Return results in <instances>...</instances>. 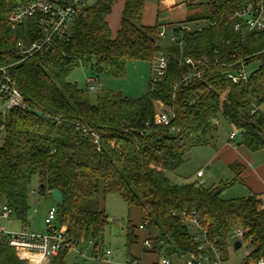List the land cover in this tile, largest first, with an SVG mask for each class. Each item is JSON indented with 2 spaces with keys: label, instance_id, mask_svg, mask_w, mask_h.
<instances>
[{
  "label": "trees",
  "instance_id": "trees-1",
  "mask_svg": "<svg viewBox=\"0 0 264 264\" xmlns=\"http://www.w3.org/2000/svg\"><path fill=\"white\" fill-rule=\"evenodd\" d=\"M30 1L0 0V66L8 67L28 105L27 110L14 109L7 115L0 111V199L21 223L28 226L31 222L29 185L35 176L42 196H50L54 190L61 192L63 201L55 205L56 225L66 227V238L73 246L84 240L97 246L103 240L109 218L87 205L118 194L130 208L143 213L140 225L149 221L145 239L152 241L153 249L143 247L146 253L198 254V233H193L188 222L196 216L200 231L223 252L229 233L243 229L253 248L244 264L259 261L264 256L262 195L222 198L227 188L242 182L241 165L231 166L235 174L232 180L212 187L197 182L174 184L166 176L182 167L191 149L214 141L219 116L242 133L240 145L248 152L264 151V65L247 83L234 85L223 79L230 63L245 60L251 65L264 59V31L243 38L227 17L249 0L218 3L209 16L190 19L208 18L215 26L182 34L183 47L170 49L165 78L145 96L128 99L101 91L94 102L87 89L68 80L75 69L84 67L119 76L129 61L153 62L159 55L161 28L158 23L143 25L145 0H125L115 37L107 17L117 0H95L75 19L68 39L57 41L43 55L23 60L17 43L34 40L33 29L27 26L12 31L8 19L16 7ZM198 1L187 0V7L193 10ZM186 57L197 65H184ZM207 67L210 72H206ZM199 71H203L201 77L192 79L188 86L179 84L188 72ZM5 101L6 96L0 93V106ZM159 103L175 112L172 126L178 132H171L172 126L154 125ZM255 107L258 110L251 115ZM77 122L100 136V149L90 133L75 129ZM136 231H140L139 226L129 228V245L138 244ZM66 254L68 251L47 264H66ZM0 264H28L3 236Z\"/></svg>",
  "mask_w": 264,
  "mask_h": 264
},
{
  "label": "rangeland",
  "instance_id": "rangeland-1",
  "mask_svg": "<svg viewBox=\"0 0 264 264\" xmlns=\"http://www.w3.org/2000/svg\"><path fill=\"white\" fill-rule=\"evenodd\" d=\"M95 0H90L92 5ZM187 0H145L142 23L144 26H154L157 23L160 28L166 29V37L158 39L160 48L159 55L170 57V49L176 46L172 41L171 36L174 33V26H180L190 22L193 18H204L208 16L207 1L199 0L197 6L192 10L187 7ZM125 6V0H117L113 6V15L110 18V26L115 34L120 24L116 25V19L122 18V13ZM203 25H207L203 20ZM160 29V30H161ZM182 32L177 33L178 40L182 38ZM260 67V64L255 61L248 66V72L251 75ZM156 75V63L149 61H129L124 69V74L115 76L111 73H98L90 68L80 67L74 70L70 75L69 81L77 83L79 88L87 89V79L98 77L101 89L96 92L89 93L92 102L101 91L114 92V94L122 95L128 99H139L145 96L150 89V82ZM161 108L158 105V109ZM264 112V104L261 106ZM165 109V108H164ZM160 110V109H159ZM158 112V111H157ZM218 131L214 135L213 141L204 146H197L187 152L184 156V163L175 172H167V178L174 184L183 183H199L206 187L219 185L221 182L231 180V170L226 167L222 160L218 159V150L222 145H230L231 147L238 146L242 141V133L234 126L226 122L222 116L217 119ZM234 134V139H229L230 135ZM262 152V151H261ZM263 153V152H262ZM264 154V153H263ZM261 155V154H259ZM216 157V158H215ZM213 158V161H212ZM211 161V162H210ZM212 164V165H211ZM211 166V169H208ZM203 171L204 177L198 178L197 173ZM29 206L30 217L32 219L27 226L32 233H43L45 231L44 221L51 206L56 205L52 196H42L40 194V184L37 177L34 176L29 185ZM248 196L245 193V188L240 185H234L227 188L222 198L231 200ZM6 204L4 199H0V210ZM264 207V204H263ZM87 208L90 210L99 209L105 212L109 218V225L106 227L103 240L97 246L91 240L80 242L75 248H72L66 254V264H112L114 261L117 264H127L132 259L133 250L138 247L137 244L129 245L128 232L131 226H139L144 217L143 213L137 208H130L118 194H109L100 200H94L88 203ZM17 216H13L8 220L0 221V229L6 232H19L23 230V224ZM139 224V225H138ZM140 235L138 244H143L147 230L136 231ZM107 251H111L112 256L108 261L98 262L95 260L96 254L102 255ZM253 248L250 243H246L239 250H235L231 244L223 252L225 264H244L248 259L247 252H252ZM153 264L160 263L162 257H167L171 264H187V256L165 255L158 256L156 253H148ZM136 260V259H132ZM49 262V261H48ZM47 262V263H48ZM139 263V261H136ZM45 263V264H47ZM141 263V262H140ZM143 264V263H142Z\"/></svg>",
  "mask_w": 264,
  "mask_h": 264
},
{
  "label": "built area",
  "instance_id": "built-area-1",
  "mask_svg": "<svg viewBox=\"0 0 264 264\" xmlns=\"http://www.w3.org/2000/svg\"><path fill=\"white\" fill-rule=\"evenodd\" d=\"M157 2L158 0H152ZM236 1V0H235ZM234 0H209L207 1L208 16L210 9L216 11V5L218 3H233ZM90 0H33L25 5H21L14 9L8 19L10 23V29L17 31L23 27L30 26L33 31V39L29 43L19 41L17 43L18 54L22 59H27L35 55H43L48 51H51L57 41L68 39L72 26L76 18L84 14L91 5ZM228 19L235 22L234 31L241 34L243 38L246 36L257 34L264 31V0H249V2L240 6L229 14ZM207 25H203V20L190 21L189 23L182 24L180 26H174L173 28L178 32L172 33L171 39L179 47H183V42L178 40L177 33H197L202 32L204 29L214 27L215 23L211 19H204ZM174 30V31H175ZM36 35V36H35ZM160 38L166 37V29L162 27L159 32ZM264 54V52H263ZM236 56H233L235 58ZM22 60V61H23ZM169 58L165 55H158L154 59L156 63V75L150 82V88L153 89L159 82H161L167 73L169 66ZM184 65L194 67L197 65L193 59L186 57ZM260 65H264V59L257 61ZM205 66L203 62H199ZM247 62L240 60L236 63H230L226 66L227 70L224 72L223 79L231 82L234 85L241 83H247L250 77L248 72ZM206 72L211 70L207 67ZM204 70V71H205ZM188 72L179 80V84L188 86L192 79L195 77L200 78L201 73ZM17 84L11 78L8 67L0 66V93L6 96L5 103L0 106V111L4 115L14 109L27 110L28 105L22 94L18 90ZM176 85L175 88H177ZM101 89L98 77L94 79H87V91L89 93L96 92ZM161 108L158 109L154 116V125L157 127H171L173 121L176 118V114L173 110L166 109L164 105L159 103ZM165 108V109H164ZM258 110L254 108L251 110V115ZM75 129L83 134L90 133L93 137V142L100 149L101 140L100 136L92 132L81 122L75 124ZM179 129L176 126L171 127V132H178ZM230 139H234L235 135L231 134ZM116 147V142L111 143V148ZM198 178H201L204 174L203 171H199ZM14 210L7 204H5L0 210V221L8 220L14 216ZM195 215V213H193ZM57 207L52 206L48 209L47 216L44 221L45 231L43 233H35L28 230L27 226L23 225V230L17 232H6L0 229V236L5 237L8 240L9 246L15 248L22 259H25L28 264H45L54 257L59 256L65 251H69L76 246H73L66 238V227H59L56 225ZM190 223V229L193 233L197 234L196 241L199 242L198 254L188 255L187 264H225L223 259V251L215 248L204 236V232L200 231L199 221L196 216L188 219ZM149 225V221H144L139 230H145ZM202 233V234H200ZM227 245H236V242H241V248L249 241L245 239V231L240 228L233 229L227 239ZM152 241L145 239L143 247L146 249H153ZM252 252H247L248 258ZM112 256L111 251L102 253V255L96 254L95 260L98 262L108 261ZM138 260H129L128 264H140L136 262ZM157 264H171L167 257H162L160 263ZM252 264H264V256L259 261Z\"/></svg>",
  "mask_w": 264,
  "mask_h": 264
},
{
  "label": "crops",
  "instance_id": "crops-1",
  "mask_svg": "<svg viewBox=\"0 0 264 264\" xmlns=\"http://www.w3.org/2000/svg\"><path fill=\"white\" fill-rule=\"evenodd\" d=\"M112 15H113V11H112V14L107 17V22L109 23V26H110V18ZM120 22H121V17H120V20L116 19V25L120 24ZM119 30H120V25L117 28L116 33H118ZM111 31H112L113 37H115L116 34L113 32V29H111ZM230 138L231 137H229V139ZM242 142H243V139L240 144H242ZM240 144L234 147H231L230 145H223V146L221 145L217 153L218 159L222 160L224 165L230 168V170L232 169L231 166L235 164L241 165L243 168L242 174L240 177L242 182L239 184L245 188V193H247L248 196L252 194L262 195L263 200H264V154H263L264 151L262 150L263 153L261 151L255 152V153H252L250 151L248 152V150ZM212 161H213V158H212ZM211 168H212L211 166H208V169H211ZM202 177H204V175ZM234 177H235V174L231 170V175H230L231 180ZM29 219L31 220L32 216ZM137 246L138 247H135V249L133 250L134 254L132 255V259L138 260L139 262H141L140 264L142 263L143 264H153V262H151L149 254L146 253L145 249L143 248V245L137 244ZM112 264H117V262L114 261Z\"/></svg>",
  "mask_w": 264,
  "mask_h": 264
},
{
  "label": "water",
  "instance_id": "water-1",
  "mask_svg": "<svg viewBox=\"0 0 264 264\" xmlns=\"http://www.w3.org/2000/svg\"><path fill=\"white\" fill-rule=\"evenodd\" d=\"M174 32L176 33V32H178V30L176 29ZM50 196H52L54 198L56 204H61L63 201V196H62L61 192H59L57 190L52 191L50 193ZM200 234H202V233H200ZM235 244L236 245H234V249L239 250L241 248V245H242L241 242H236Z\"/></svg>",
  "mask_w": 264,
  "mask_h": 264
}]
</instances>
